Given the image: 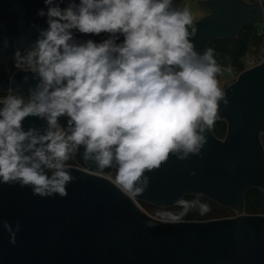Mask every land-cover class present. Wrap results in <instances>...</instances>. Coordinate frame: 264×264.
Instances as JSON below:
<instances>
[{"label": "clouds", "instance_id": "obj_1", "mask_svg": "<svg viewBox=\"0 0 264 264\" xmlns=\"http://www.w3.org/2000/svg\"><path fill=\"white\" fill-rule=\"evenodd\" d=\"M43 5L36 15L46 27L31 22L35 40L13 53L16 68L37 83L25 95L12 77V94L0 98V184L65 197L66 185L76 179L67 162L83 146L82 159L96 170L116 168L120 191L141 193L150 183L146 172L170 154L181 160L203 155L220 102L229 101L214 49L201 52L191 39L197 26L187 6L175 7L174 0ZM9 43L5 36L3 46ZM29 116L46 127L25 130ZM200 210L208 206L200 204ZM3 226L15 244L20 223L13 227L5 219Z\"/></svg>", "mask_w": 264, "mask_h": 264}, {"label": "water", "instance_id": "obj_2", "mask_svg": "<svg viewBox=\"0 0 264 264\" xmlns=\"http://www.w3.org/2000/svg\"><path fill=\"white\" fill-rule=\"evenodd\" d=\"M196 1L206 12L193 20L197 34L191 39L201 52L217 39L236 38L241 29L258 25L264 14L262 0ZM40 7L43 0H0V93L11 91L12 77V86L19 84L25 95L37 83L31 73L12 71L9 60L15 47L24 50L35 40L31 22L46 27L36 15ZM26 74L30 78L24 82ZM221 88L229 101L220 102L217 118L227 122L225 136L211 128L202 156L181 160L170 154L158 169L146 172L150 183L141 193L120 191L116 168L96 170L82 159L83 146L76 163L68 164L76 179L66 185L65 197H41L28 186L0 184V264H264V214L246 212L248 191L264 192V60ZM22 124L25 130L46 127L31 116ZM189 194L210 198L236 215L167 220L140 203L171 207ZM5 219L21 225L15 244Z\"/></svg>", "mask_w": 264, "mask_h": 264}, {"label": "trees", "instance_id": "obj_3", "mask_svg": "<svg viewBox=\"0 0 264 264\" xmlns=\"http://www.w3.org/2000/svg\"><path fill=\"white\" fill-rule=\"evenodd\" d=\"M264 3V0H262ZM262 23V25H260ZM256 26H248L240 30L238 36L233 39H217L210 48L214 49L216 59L223 67V72L218 76L220 79L224 75L227 68H235L240 73L247 68V63L244 60L251 45L262 46L264 44V33L260 34L264 29V20L261 19ZM105 35V34H101ZM94 37V36H92ZM9 66L12 71L16 68L14 57L9 60ZM235 80V79H234ZM233 80V81H234ZM233 81H229L230 84ZM214 133L219 137H224L227 131V122L223 119H216L212 126ZM68 164H74V156H72ZM142 206L149 205L148 202L140 201ZM192 204L187 207V204ZM200 204H206L208 210L201 212ZM215 207V208H214ZM216 207H221L218 209ZM157 208V207H156ZM177 209L178 219H210L224 217L223 207L205 196L189 194L186 195L181 202L175 207ZM246 211L249 213H263L264 214V192L260 188H251L246 197Z\"/></svg>", "mask_w": 264, "mask_h": 264}, {"label": "rangeland", "instance_id": "obj_4", "mask_svg": "<svg viewBox=\"0 0 264 264\" xmlns=\"http://www.w3.org/2000/svg\"><path fill=\"white\" fill-rule=\"evenodd\" d=\"M174 6L175 7L187 6L190 9L191 13H192L193 20L199 19L201 16H203L206 13L198 6L196 0H174ZM260 25H262V23H260ZM263 58H264V44L262 46H259V47L257 45H251V47L248 50V53L244 57V60L247 63V68H248L249 65H252L253 61L257 62V61H259V60H261ZM238 72L239 71L237 69H235V68L234 69L233 68H227L224 71V75L219 79L220 85L222 87L227 86L228 85L227 83L229 81H233L234 79L237 78V76L239 74ZM262 137H263L262 139H263V142H264V135ZM177 205H174V206H171V207H158V206H156L154 204L149 203V205H145L143 207L147 210V212L149 214H151L152 216H154L156 218L167 219V220H179L178 216H176L177 209L175 207ZM222 207H223L224 213L228 214L226 216H234V215H236V211L235 210H233V209H231L229 207H226V206H222ZM216 208L221 209V207H216ZM226 216H224V217H226Z\"/></svg>", "mask_w": 264, "mask_h": 264}, {"label": "built area", "instance_id": "obj_5", "mask_svg": "<svg viewBox=\"0 0 264 264\" xmlns=\"http://www.w3.org/2000/svg\"><path fill=\"white\" fill-rule=\"evenodd\" d=\"M263 5H264V3H263ZM263 20H264V14H263V18H262ZM263 34L264 33V29H262V31L260 32V34ZM97 37H99V36H94L93 38H97ZM264 60V58L263 59H261V60H259V61H253L252 62V65H249V67H252V66H255L256 64H258V63H260V62H262ZM9 94H12L11 93V91H8V92H6V93H0V98H2V97H4V96H7V95H9Z\"/></svg>", "mask_w": 264, "mask_h": 264}]
</instances>
